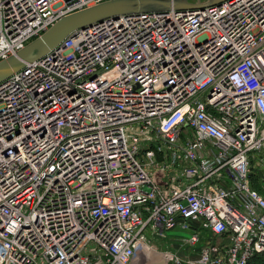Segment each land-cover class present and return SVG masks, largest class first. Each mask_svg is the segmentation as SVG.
I'll return each mask as SVG.
<instances>
[{
	"label": "built area",
	"instance_id": "built-area-1",
	"mask_svg": "<svg viewBox=\"0 0 264 264\" xmlns=\"http://www.w3.org/2000/svg\"><path fill=\"white\" fill-rule=\"evenodd\" d=\"M105 1L0 0V61ZM256 162L264 0L106 17L0 81V264H250Z\"/></svg>",
	"mask_w": 264,
	"mask_h": 264
},
{
	"label": "water",
	"instance_id": "water-1",
	"mask_svg": "<svg viewBox=\"0 0 264 264\" xmlns=\"http://www.w3.org/2000/svg\"><path fill=\"white\" fill-rule=\"evenodd\" d=\"M223 0H108L77 10L58 19L23 49L0 61V81L56 47L72 31L84 28L106 17L119 14L164 10L168 8H202Z\"/></svg>",
	"mask_w": 264,
	"mask_h": 264
},
{
	"label": "rangeland",
	"instance_id": "rangeland-1",
	"mask_svg": "<svg viewBox=\"0 0 264 264\" xmlns=\"http://www.w3.org/2000/svg\"><path fill=\"white\" fill-rule=\"evenodd\" d=\"M252 181H253V186L256 189L261 191L262 185L264 184V168L260 169L259 167H257L254 170L252 169ZM165 235H166V237L162 240L163 246H165V247L167 246V247L171 248V244H169L170 243L169 239H172L175 237L185 239V238L189 237L190 232L180 230V229H173V230L166 231ZM209 235L211 236V234H209ZM214 239H217V238H214ZM182 240L179 243H181ZM164 243H167V244H164ZM153 259H154V261H156L155 258H153ZM154 264H160L159 259Z\"/></svg>",
	"mask_w": 264,
	"mask_h": 264
},
{
	"label": "trees",
	"instance_id": "trees-1",
	"mask_svg": "<svg viewBox=\"0 0 264 264\" xmlns=\"http://www.w3.org/2000/svg\"><path fill=\"white\" fill-rule=\"evenodd\" d=\"M261 192H263L262 189ZM250 264H264V253L254 255L250 260Z\"/></svg>",
	"mask_w": 264,
	"mask_h": 264
},
{
	"label": "crops",
	"instance_id": "crops-1",
	"mask_svg": "<svg viewBox=\"0 0 264 264\" xmlns=\"http://www.w3.org/2000/svg\"><path fill=\"white\" fill-rule=\"evenodd\" d=\"M255 166H256V168H257V167H259L260 169H262V168H263V166H262V167H260V166H259V164H258L257 162H256ZM256 168H255V169H256ZM262 191H264V186H263V185H262Z\"/></svg>",
	"mask_w": 264,
	"mask_h": 264
}]
</instances>
